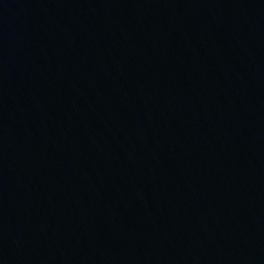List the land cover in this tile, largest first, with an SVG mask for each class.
Returning a JSON list of instances; mask_svg holds the SVG:
<instances>
[{"label": "water", "instance_id": "water-1", "mask_svg": "<svg viewBox=\"0 0 264 264\" xmlns=\"http://www.w3.org/2000/svg\"><path fill=\"white\" fill-rule=\"evenodd\" d=\"M0 264H264V0H0Z\"/></svg>", "mask_w": 264, "mask_h": 264}]
</instances>
